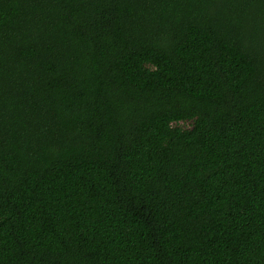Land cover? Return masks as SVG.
Segmentation results:
<instances>
[{"label": "trees", "instance_id": "obj_1", "mask_svg": "<svg viewBox=\"0 0 264 264\" xmlns=\"http://www.w3.org/2000/svg\"><path fill=\"white\" fill-rule=\"evenodd\" d=\"M0 264H264V0H0Z\"/></svg>", "mask_w": 264, "mask_h": 264}, {"label": "rangeland", "instance_id": "obj_2", "mask_svg": "<svg viewBox=\"0 0 264 264\" xmlns=\"http://www.w3.org/2000/svg\"><path fill=\"white\" fill-rule=\"evenodd\" d=\"M183 125V124H182Z\"/></svg>", "mask_w": 264, "mask_h": 264}]
</instances>
